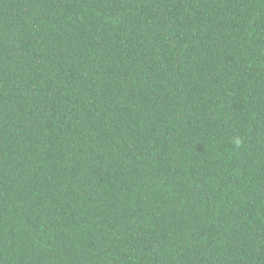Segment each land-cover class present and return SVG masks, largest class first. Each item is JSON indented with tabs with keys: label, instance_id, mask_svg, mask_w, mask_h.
I'll list each match as a JSON object with an SVG mask.
<instances>
[{
	"label": "trees",
	"instance_id": "1",
	"mask_svg": "<svg viewBox=\"0 0 264 264\" xmlns=\"http://www.w3.org/2000/svg\"><path fill=\"white\" fill-rule=\"evenodd\" d=\"M0 264H264V0H0Z\"/></svg>",
	"mask_w": 264,
	"mask_h": 264
}]
</instances>
